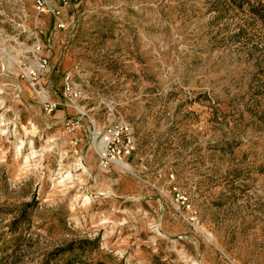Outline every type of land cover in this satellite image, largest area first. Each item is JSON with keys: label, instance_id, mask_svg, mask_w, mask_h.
Wrapping results in <instances>:
<instances>
[{"label": "rangeland", "instance_id": "obj_1", "mask_svg": "<svg viewBox=\"0 0 264 264\" xmlns=\"http://www.w3.org/2000/svg\"><path fill=\"white\" fill-rule=\"evenodd\" d=\"M64 20L0 0V66L36 30L52 98L74 66L84 92L44 116L0 70V264H264V0H72ZM119 120L135 152L100 172L91 132Z\"/></svg>", "mask_w": 264, "mask_h": 264}, {"label": "built area", "instance_id": "obj_2", "mask_svg": "<svg viewBox=\"0 0 264 264\" xmlns=\"http://www.w3.org/2000/svg\"><path fill=\"white\" fill-rule=\"evenodd\" d=\"M72 0H32L33 10L37 16H48L54 22V28L63 30L66 27L64 16ZM31 45L11 60L1 63L0 70L19 77L34 94L42 114L51 116L58 109L80 101L82 87L76 82L79 73L76 66L64 73L62 78L61 99H53V92L44 82L50 71L48 58L43 53L44 42L38 31L29 34ZM84 114L82 113L81 116ZM81 126V118H68L65 127L68 131ZM91 141L97 156V168L107 172L111 167L121 168L136 149L132 127L124 120L109 125L104 131L92 130Z\"/></svg>", "mask_w": 264, "mask_h": 264}, {"label": "trees", "instance_id": "obj_3", "mask_svg": "<svg viewBox=\"0 0 264 264\" xmlns=\"http://www.w3.org/2000/svg\"><path fill=\"white\" fill-rule=\"evenodd\" d=\"M29 206V204H26V205H24L23 206V209H25L26 207H28ZM24 211V210H23Z\"/></svg>", "mask_w": 264, "mask_h": 264}, {"label": "bare ground", "instance_id": "obj_4", "mask_svg": "<svg viewBox=\"0 0 264 264\" xmlns=\"http://www.w3.org/2000/svg\"><path fill=\"white\" fill-rule=\"evenodd\" d=\"M123 165H127L126 163H124Z\"/></svg>", "mask_w": 264, "mask_h": 264}, {"label": "crops", "instance_id": "obj_5", "mask_svg": "<svg viewBox=\"0 0 264 264\" xmlns=\"http://www.w3.org/2000/svg\"><path fill=\"white\" fill-rule=\"evenodd\" d=\"M53 21V20H52ZM41 34V33H40ZM63 112V111H62Z\"/></svg>", "mask_w": 264, "mask_h": 264}]
</instances>
